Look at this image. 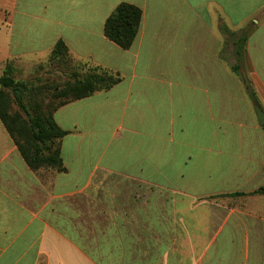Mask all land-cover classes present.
<instances>
[{"label": "crops", "instance_id": "1", "mask_svg": "<svg viewBox=\"0 0 264 264\" xmlns=\"http://www.w3.org/2000/svg\"><path fill=\"white\" fill-rule=\"evenodd\" d=\"M19 1L0 0V77L63 40L122 81L55 113L63 173L0 119V264H264V0ZM122 3L143 12L129 50L104 35Z\"/></svg>", "mask_w": 264, "mask_h": 264}, {"label": "trees", "instance_id": "2", "mask_svg": "<svg viewBox=\"0 0 264 264\" xmlns=\"http://www.w3.org/2000/svg\"><path fill=\"white\" fill-rule=\"evenodd\" d=\"M142 16L143 12L139 7L122 3L106 20L104 35L120 48L129 50L138 36ZM246 40L245 35L240 43L235 45L238 61L243 58ZM69 55L68 46L60 40L51 53V60H67ZM232 68L237 75H240L239 65H234ZM13 75L14 67L8 63L0 77V119L32 170L45 168L59 173L66 172L61 154V140L69 132L57 124L54 118L55 113L70 102L90 97L96 92L109 91L122 81L121 76L99 68H91L90 71L81 75L74 74V81L65 84V87L55 96L59 99L58 103L50 104L47 107L48 110L44 111L37 102L32 100L34 85L30 82L18 81ZM250 97L259 105L254 92L250 93ZM12 104L17 105L26 119L22 118L20 112L14 115L10 113ZM262 128L264 129V124ZM256 193L264 195V187Z\"/></svg>", "mask_w": 264, "mask_h": 264}, {"label": "rangeland", "instance_id": "3", "mask_svg": "<svg viewBox=\"0 0 264 264\" xmlns=\"http://www.w3.org/2000/svg\"><path fill=\"white\" fill-rule=\"evenodd\" d=\"M19 3L20 6L26 7L32 13L44 12L47 4L51 5L52 10L58 13L61 6L59 0H20ZM34 63L27 65L26 62H23L19 65L21 71H15L13 76L18 81H26L34 85L35 91L32 93V100L37 102L44 111L48 110L47 107L50 104L58 103L59 99H56L55 96L59 90L65 87V84L74 81V74L81 75L91 70V68L84 69L76 65L70 55L67 60L52 61L50 54ZM10 64L14 67L12 63ZM17 112H20L19 108L16 104H12L10 113L14 115ZM20 113L22 118L26 119L25 114Z\"/></svg>", "mask_w": 264, "mask_h": 264}, {"label": "water", "instance_id": "4", "mask_svg": "<svg viewBox=\"0 0 264 264\" xmlns=\"http://www.w3.org/2000/svg\"><path fill=\"white\" fill-rule=\"evenodd\" d=\"M242 77L244 79L245 84H249L250 82L248 81V78L245 73L242 74ZM255 112L257 114L258 122L263 125L264 124V111L261 109L259 105L254 106Z\"/></svg>", "mask_w": 264, "mask_h": 264}]
</instances>
